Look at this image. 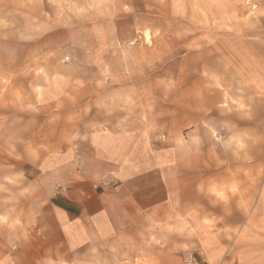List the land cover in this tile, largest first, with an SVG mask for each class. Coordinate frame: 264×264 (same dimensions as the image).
Masks as SVG:
<instances>
[{
  "label": "rangeland",
  "instance_id": "rangeland-1",
  "mask_svg": "<svg viewBox=\"0 0 264 264\" xmlns=\"http://www.w3.org/2000/svg\"><path fill=\"white\" fill-rule=\"evenodd\" d=\"M112 149L161 207L92 264H264V0H0V264Z\"/></svg>",
  "mask_w": 264,
  "mask_h": 264
},
{
  "label": "crops",
  "instance_id": "crops-1",
  "mask_svg": "<svg viewBox=\"0 0 264 264\" xmlns=\"http://www.w3.org/2000/svg\"><path fill=\"white\" fill-rule=\"evenodd\" d=\"M98 151L89 159L99 170L84 168L77 173L74 169L69 184L58 187L51 197L46 192L35 204L39 217L30 222L39 228V238L28 240L29 245L22 242L29 252L17 256L18 264H39V259H47V252L58 255L64 264H92L100 245L114 243L120 235L141 233V217L150 220L160 209L154 186H146L129 170V163L139 162L137 157L115 149ZM166 258L169 264L177 262L170 260L171 255Z\"/></svg>",
  "mask_w": 264,
  "mask_h": 264
}]
</instances>
